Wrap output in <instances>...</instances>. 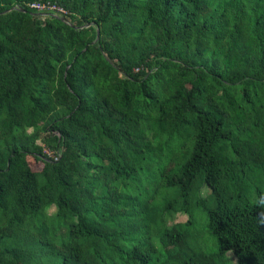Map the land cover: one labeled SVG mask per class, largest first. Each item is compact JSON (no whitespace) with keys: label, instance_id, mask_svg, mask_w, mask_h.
<instances>
[{"label":"trees","instance_id":"16d2710c","mask_svg":"<svg viewBox=\"0 0 264 264\" xmlns=\"http://www.w3.org/2000/svg\"><path fill=\"white\" fill-rule=\"evenodd\" d=\"M0 264H264V0H0Z\"/></svg>","mask_w":264,"mask_h":264},{"label":"built area","instance_id":"2783aa9c","mask_svg":"<svg viewBox=\"0 0 264 264\" xmlns=\"http://www.w3.org/2000/svg\"><path fill=\"white\" fill-rule=\"evenodd\" d=\"M29 7L32 9V10H36V11H39V12H44V11H47V10H52L53 12H59V13H64V9L54 5V4H43V3H40V2H33L31 4H29Z\"/></svg>","mask_w":264,"mask_h":264},{"label":"rangeland","instance_id":"374dc122","mask_svg":"<svg viewBox=\"0 0 264 264\" xmlns=\"http://www.w3.org/2000/svg\"><path fill=\"white\" fill-rule=\"evenodd\" d=\"M29 164L33 170H39L42 166V163L40 161L34 160L33 158H29ZM186 220V216L184 215H178L175 217V222H183Z\"/></svg>","mask_w":264,"mask_h":264}]
</instances>
